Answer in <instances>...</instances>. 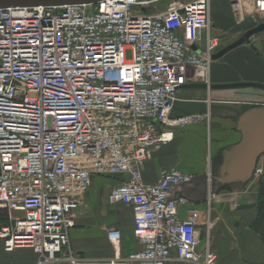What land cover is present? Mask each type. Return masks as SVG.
Returning a JSON list of instances; mask_svg holds the SVG:
<instances>
[{"label": "built area", "instance_id": "obj_1", "mask_svg": "<svg viewBox=\"0 0 264 264\" xmlns=\"http://www.w3.org/2000/svg\"><path fill=\"white\" fill-rule=\"evenodd\" d=\"M95 0L0 6V229L3 250L29 247L36 264H216L194 209L176 191L193 175L163 169L143 181L146 162L173 139V128L199 116H172L179 91L205 84L224 46L211 32V0ZM237 15L264 18V0H230ZM262 173L256 167L255 175ZM208 184L210 167L204 170ZM114 178L109 204L131 208L139 251L106 262L85 261L69 234L93 177ZM28 238H24V237ZM117 245L120 232L108 231ZM29 243H18L19 238Z\"/></svg>", "mask_w": 264, "mask_h": 264}, {"label": "crops", "instance_id": "obj_2", "mask_svg": "<svg viewBox=\"0 0 264 264\" xmlns=\"http://www.w3.org/2000/svg\"><path fill=\"white\" fill-rule=\"evenodd\" d=\"M212 1L228 4L230 0H211V6ZM219 10L223 15L225 9ZM210 19L211 32L218 35L212 22V9ZM217 30H220L218 26ZM221 43L225 47L231 41ZM208 80L210 85L264 84V32L252 35L249 40L213 58ZM255 105H264V90L184 86L179 91L172 116L194 114L199 118L182 128H173L172 141L163 145L145 164L142 178L146 183H155L160 171L170 167L193 175L190 183L176 191L188 199L187 204L178 207L179 216L188 217L189 209L197 211L201 246L205 245L204 221L207 218L211 221L209 247L217 256L216 264H264V202L260 204L259 199V181L264 179V154L256 163L262 173L253 175L247 182L217 186L214 180L223 151L241 139L234 118L224 116L220 111L227 108L240 114ZM219 156L221 162L213 171L211 159L213 157L215 161ZM208 166L213 176L210 184L204 178ZM115 183L114 178L93 177L84 193V205L78 209L76 225L69 234L70 250L82 260L106 262L117 256L124 258L142 247L132 233L131 208L122 203L109 204L106 200ZM113 230L120 232L117 245H113L107 236V232ZM68 254L69 249L63 248L58 254L60 260L45 264H69ZM36 260L37 255L31 248L18 247L6 252L0 241V264H36ZM168 264L192 263L174 260Z\"/></svg>", "mask_w": 264, "mask_h": 264}, {"label": "water", "instance_id": "obj_3", "mask_svg": "<svg viewBox=\"0 0 264 264\" xmlns=\"http://www.w3.org/2000/svg\"><path fill=\"white\" fill-rule=\"evenodd\" d=\"M95 0H0V6L9 5H36V4H64ZM255 32H264V22L259 23ZM244 37L222 48L213 55L217 58L226 51L244 42ZM197 88L206 89L205 84H192ZM239 87H253L264 90V84L258 82H234L209 85V89H227ZM220 113L233 117L236 128L241 134L240 141L222 153V162L219 165L217 176L214 177L217 186L230 183H245L253 177L257 160L264 154V105H255L244 112L237 114L231 109H223Z\"/></svg>", "mask_w": 264, "mask_h": 264}, {"label": "rangeland", "instance_id": "obj_4", "mask_svg": "<svg viewBox=\"0 0 264 264\" xmlns=\"http://www.w3.org/2000/svg\"><path fill=\"white\" fill-rule=\"evenodd\" d=\"M171 1L172 0H158L153 5V7L143 8L142 11L144 13H148L156 10L160 11ZM219 8L225 9L223 15L219 13L220 11ZM211 9H212V20H213L212 22L214 29H216V31H219L218 35L221 37L222 42L224 41V43L229 41H231L232 43L237 39H239L240 37H244L245 40H249L252 35L256 33H260V32H255L254 28L259 23L264 22L263 17L251 16L253 10L247 4L244 6L245 17L243 19L239 18L237 13H235L236 8L231 1H229L228 4H225L224 2L218 3L216 1H212ZM230 13H232L233 17ZM217 26L219 27L220 30H217ZM206 148L208 149V146ZM210 163H212V168L214 171L216 164L214 163L213 157Z\"/></svg>", "mask_w": 264, "mask_h": 264}, {"label": "trees", "instance_id": "obj_5", "mask_svg": "<svg viewBox=\"0 0 264 264\" xmlns=\"http://www.w3.org/2000/svg\"><path fill=\"white\" fill-rule=\"evenodd\" d=\"M221 162V156H219L214 163L216 164V166ZM259 199H260V204H262L264 202V179L260 178L259 181ZM8 224V218H7V213L4 209H0V229L1 227L5 226Z\"/></svg>", "mask_w": 264, "mask_h": 264}, {"label": "bare ground", "instance_id": "obj_6", "mask_svg": "<svg viewBox=\"0 0 264 264\" xmlns=\"http://www.w3.org/2000/svg\"><path fill=\"white\" fill-rule=\"evenodd\" d=\"M24 238H28V237L26 236ZM18 241H21V242H18V243H29L30 242L29 240H24L23 237L19 238Z\"/></svg>", "mask_w": 264, "mask_h": 264}]
</instances>
